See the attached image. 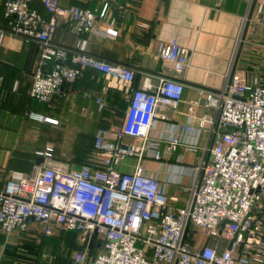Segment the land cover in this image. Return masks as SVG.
<instances>
[{
	"label": "built area",
	"instance_id": "1",
	"mask_svg": "<svg viewBox=\"0 0 264 264\" xmlns=\"http://www.w3.org/2000/svg\"><path fill=\"white\" fill-rule=\"evenodd\" d=\"M34 1L3 0L5 25L0 27V47L7 32L39 43L33 99L50 101L87 68L131 94L121 125L100 127L95 135L101 164H53L47 149L43 162L30 172H12L0 190V227L7 234L34 232L39 225L44 236L73 231L81 244L73 254L76 264H264L262 77L245 82L234 75L229 83L228 75L218 89L199 88L212 113L196 115L199 102L189 101L179 132L169 112L183 101L182 81L162 76L156 85L134 86L132 68L79 51V42L68 47L53 41L61 20L79 36L114 35L112 27L97 26L93 10L63 0H38L45 14ZM158 51L176 72L187 66L177 39L159 42ZM97 102L102 109L104 102ZM30 116L57 123L40 113ZM160 121L177 131L156 133ZM184 134L196 139L206 135L207 142L199 164H183L195 176L191 186H184L185 203L177 206L159 177L146 172V161L164 162L181 145L197 151V140L186 142ZM163 138L165 151L160 149ZM129 159L134 160L132 169H122Z\"/></svg>",
	"mask_w": 264,
	"mask_h": 264
},
{
	"label": "crops",
	"instance_id": "2",
	"mask_svg": "<svg viewBox=\"0 0 264 264\" xmlns=\"http://www.w3.org/2000/svg\"><path fill=\"white\" fill-rule=\"evenodd\" d=\"M63 1L90 8L98 16V27H112L116 33L79 36L67 20H61L53 37L55 43L75 47L79 42V51L132 68L136 72L134 86L156 85L162 76L185 84L179 108L169 112L181 132L189 101L199 102L194 108L196 115L212 113L199 88L214 90L226 83L253 0ZM102 11L104 15L99 16ZM4 18L1 5L0 27L5 25ZM172 39L180 42L188 60L181 72H176L158 51L159 42ZM39 51L36 40L10 32L0 47V190L12 172H30L43 162L47 149L53 164H101V156L94 151L95 135L100 127L121 125L129 105L131 92L115 87L91 68L84 69L74 84L64 85L50 101L33 99L30 89ZM234 75L245 82L262 77L264 84V0L255 3ZM98 99L104 102L102 109ZM30 112L57 123L32 118ZM173 131L177 127L165 121L156 124L158 134L167 136ZM184 137L186 142L196 139L189 134ZM196 140L199 147L195 152L181 145L164 162L146 161V172L159 177L167 194L177 198L173 201L177 206L185 203L184 186H191L195 176V171L184 165L199 164L207 136ZM165 146L163 138L160 149L165 151ZM131 164L122 169L131 170ZM41 229L39 225L34 232L15 230L7 234L0 227V248L4 250L1 264H76L73 254L81 248L77 234L56 230L62 232L42 237Z\"/></svg>",
	"mask_w": 264,
	"mask_h": 264
},
{
	"label": "water",
	"instance_id": "3",
	"mask_svg": "<svg viewBox=\"0 0 264 264\" xmlns=\"http://www.w3.org/2000/svg\"><path fill=\"white\" fill-rule=\"evenodd\" d=\"M257 0H253L252 1V5H251V8H250V11L247 15V20L245 22V26L243 28V32H242V37H241V42H240V47L238 48L237 50V54L235 56V59L233 61V64H232V68L230 70V74H229V78H228V82L230 83L234 74H235V71H236V67H237V62L239 60V57H240V53H241V47L243 46V43H244V40L246 38V33H247V29H248V25H249V19L251 18L252 16V13H253V9H254V6H255V3H256ZM65 85H70L69 83H65ZM40 162V161H39ZM100 246V244L98 245Z\"/></svg>",
	"mask_w": 264,
	"mask_h": 264
},
{
	"label": "trees",
	"instance_id": "4",
	"mask_svg": "<svg viewBox=\"0 0 264 264\" xmlns=\"http://www.w3.org/2000/svg\"><path fill=\"white\" fill-rule=\"evenodd\" d=\"M34 4H37V6H42V4L40 3V1H38V0H35L34 1ZM2 8H3V5H2ZM43 8V7H42ZM44 9V8H43ZM43 12H45V14H46V11L44 10ZM4 22H5V18H4ZM62 231H56L52 236H55V235H57V233L58 234H60ZM70 233L71 232H73V231H69ZM73 233H75V232H73ZM44 235L42 234V237H43ZM45 237V236H44ZM48 237V236H47Z\"/></svg>",
	"mask_w": 264,
	"mask_h": 264
},
{
	"label": "rangeland",
	"instance_id": "5",
	"mask_svg": "<svg viewBox=\"0 0 264 264\" xmlns=\"http://www.w3.org/2000/svg\"><path fill=\"white\" fill-rule=\"evenodd\" d=\"M1 5H2V2L0 3V16H1ZM133 162V160H131V159H129V160H127V162H126V164H131ZM126 164L124 165V167L126 168ZM182 196H184L183 194H182ZM185 197V196H184ZM92 244H93V241L91 242V246H92Z\"/></svg>",
	"mask_w": 264,
	"mask_h": 264
}]
</instances>
